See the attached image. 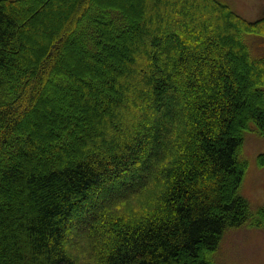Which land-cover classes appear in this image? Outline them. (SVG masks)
Wrapping results in <instances>:
<instances>
[{
    "label": "trees",
    "instance_id": "obj_1",
    "mask_svg": "<svg viewBox=\"0 0 264 264\" xmlns=\"http://www.w3.org/2000/svg\"><path fill=\"white\" fill-rule=\"evenodd\" d=\"M248 33L221 0H0V264H212L264 217Z\"/></svg>",
    "mask_w": 264,
    "mask_h": 264
},
{
    "label": "rangeland",
    "instance_id": "obj_2",
    "mask_svg": "<svg viewBox=\"0 0 264 264\" xmlns=\"http://www.w3.org/2000/svg\"><path fill=\"white\" fill-rule=\"evenodd\" d=\"M221 1L246 20L255 21L264 17V0ZM244 36L251 57L264 56V33H248ZM240 152L241 158L246 160L248 166L239 194L246 198L253 211H262L264 161L260 162L264 157V134H259L253 128L246 131ZM258 214L264 215V211ZM255 219L225 231L219 246L212 254V264H264V217L258 216ZM72 228L74 230L75 226Z\"/></svg>",
    "mask_w": 264,
    "mask_h": 264
}]
</instances>
